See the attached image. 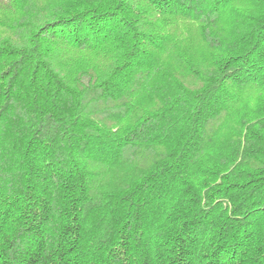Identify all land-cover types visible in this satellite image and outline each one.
Wrapping results in <instances>:
<instances>
[{"label":"trees","instance_id":"1","mask_svg":"<svg viewBox=\"0 0 264 264\" xmlns=\"http://www.w3.org/2000/svg\"><path fill=\"white\" fill-rule=\"evenodd\" d=\"M0 264H264V0H0Z\"/></svg>","mask_w":264,"mask_h":264}]
</instances>
